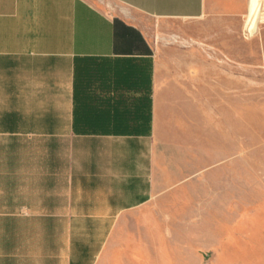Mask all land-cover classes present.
<instances>
[{
	"label": "crops",
	"instance_id": "1",
	"mask_svg": "<svg viewBox=\"0 0 264 264\" xmlns=\"http://www.w3.org/2000/svg\"><path fill=\"white\" fill-rule=\"evenodd\" d=\"M251 7L0 0V264H181L174 218L212 199L213 92H242Z\"/></svg>",
	"mask_w": 264,
	"mask_h": 264
},
{
	"label": "rangeland",
	"instance_id": "2",
	"mask_svg": "<svg viewBox=\"0 0 264 264\" xmlns=\"http://www.w3.org/2000/svg\"><path fill=\"white\" fill-rule=\"evenodd\" d=\"M137 18L155 39L158 26L145 18ZM263 23L264 4L252 0L251 13L244 27L242 92L238 90L235 95L229 91L227 106L215 104L219 94L213 92L210 144L212 163L217 166L213 167L212 199L187 201L184 204L188 206L189 216L174 218L178 221L174 226L180 238L178 257L181 264H264V50L254 42ZM236 99L238 106L232 104ZM236 109L238 122L235 121ZM205 142L209 144L208 139ZM241 142L243 190L237 224L236 213L241 203L238 201L237 210L235 185L232 187L230 177L220 181L217 175L220 172L218 163L226 158L230 163L236 145Z\"/></svg>",
	"mask_w": 264,
	"mask_h": 264
}]
</instances>
